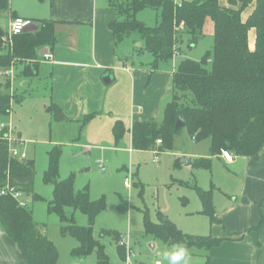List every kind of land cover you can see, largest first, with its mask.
<instances>
[{
  "label": "trees",
  "instance_id": "obj_1",
  "mask_svg": "<svg viewBox=\"0 0 264 264\" xmlns=\"http://www.w3.org/2000/svg\"><path fill=\"white\" fill-rule=\"evenodd\" d=\"M108 8L117 17L110 22L115 46L125 39L138 35L142 42L140 54L150 53L154 60L150 66L158 71L161 64L169 63L180 50L184 35L197 43L203 37L208 20L214 25V49L202 61L184 60L174 73L173 100L165 109L164 119L137 122L130 130L132 147L135 151L171 150L175 136L182 130L176 129L182 117L189 135L196 143L210 141L211 154L218 156L222 150L233 156L254 157L264 149V0H229L222 6L220 0H106ZM252 13L243 19V14L252 5ZM10 0H0V16L9 10ZM158 12L155 27H148L137 19L145 9ZM17 16L13 14V19ZM55 24L39 22V29L9 38L0 25V69L9 71L14 65L25 64L39 58V52L53 50L57 38ZM256 36L255 49L249 44L250 32ZM13 99L0 96V115L9 116ZM58 122L66 117L58 107L48 109ZM95 115L86 118L88 123ZM115 143L119 145L129 131L122 121L113 127ZM9 129L0 132V190L10 186L32 195L34 161H20L9 153ZM162 141L160 146L157 142ZM62 149L55 147L49 153V167L44 181L53 185V200L49 212L57 214L66 224L64 235L75 237L80 246L74 251L76 257H86L96 252L98 264H110L105 247L94 237L97 217L107 209L106 199L92 201L89 189L75 191L76 175L58 181ZM179 166V163L176 164ZM199 167L210 170L211 159H200ZM203 203V214L211 224L218 222L213 203V190L204 191L197 183L193 185ZM35 199L41 198L35 196ZM67 209L81 211L88 216L89 225L80 227L74 218L67 216ZM147 216V215H146ZM159 222L154 224L146 217V230L172 246L183 244L188 252L192 249L211 250L218 248L223 239L190 236L179 230L161 212ZM0 225L16 244L26 264H57L59 256L54 245L43 236L34 223L29 206L22 207L11 195L0 196ZM264 218L255 228L259 231ZM118 240L117 233L102 231ZM125 248L119 246L120 257L126 260Z\"/></svg>",
  "mask_w": 264,
  "mask_h": 264
},
{
  "label": "rangeland",
  "instance_id": "obj_2",
  "mask_svg": "<svg viewBox=\"0 0 264 264\" xmlns=\"http://www.w3.org/2000/svg\"><path fill=\"white\" fill-rule=\"evenodd\" d=\"M4 15L0 16V25L9 34L13 20ZM137 19L148 27H155L159 20L158 12L148 8L141 11ZM26 21L30 23V20ZM203 33L197 43H190L191 37L184 35L179 52L172 61L161 64V69L170 73L176 71L184 60L202 61L214 49V25L210 20ZM141 46L138 35H133L118 45L117 53L120 56L129 53L137 66L144 63L146 67H151L154 58L147 52L140 54ZM19 65L20 63L7 76L0 69V96L9 95L14 98L11 114L0 115V130L7 127L10 129L11 139H21V151L26 154L27 160L35 163L34 193L27 195L25 201L39 232L56 248L59 256L57 264H98L96 252L86 257L74 255V251L80 246L79 241L72 235H64L63 228L66 224L61 222L57 214L49 212L54 186L45 183L44 175L49 167V153L58 146L62 149L58 181L75 174L77 193L88 188L92 201L103 197L106 199L107 209L97 217L94 237L104 245L110 264H167L164 254L171 251L173 246L148 233L145 224L146 217L152 223H158L159 212L190 236L219 238L222 232L229 235L221 223L211 224L210 219L203 214L204 207L199 192L193 188L197 183L204 191L213 190V203L218 213H230L228 209L234 205L233 199L242 197L238 184L240 172L216 161L211 170L199 167L201 157L212 156L210 141L196 143L188 130L182 129L175 136L171 150L158 151V164L153 162L156 152L130 151L126 137L121 149L113 148V143L106 150L96 148L86 153L81 148L68 144L67 141L73 138L71 131L63 130L60 122L47 112L44 105L46 101L40 95L43 92L35 84L22 85L26 80L20 73ZM10 80L13 90L9 85ZM185 159L193 164L186 165ZM236 191L239 193L236 194ZM35 196L41 199L37 200ZM239 203L242 207L248 205L247 201L240 200ZM67 216L74 218L80 227L89 225L88 216L81 211L67 209ZM228 219L231 222L230 217ZM263 230L264 226L260 231L262 238ZM102 231L117 233L119 238L117 240L112 235H104ZM122 241L126 243L125 246L121 245ZM119 246L124 247L125 251L127 248L131 249L129 260L127 252L126 260L120 257ZM189 253V264L210 262L204 250L192 249Z\"/></svg>",
  "mask_w": 264,
  "mask_h": 264
},
{
  "label": "crops",
  "instance_id": "obj_3",
  "mask_svg": "<svg viewBox=\"0 0 264 264\" xmlns=\"http://www.w3.org/2000/svg\"><path fill=\"white\" fill-rule=\"evenodd\" d=\"M220 3L229 6V0H220ZM254 8L252 4L245 11L244 20ZM13 14L16 18L30 20L29 24L39 25L44 21L55 24L57 42L53 50L48 48L53 60L45 61V54L39 53V58L20 64L19 68L26 80L22 85L35 84L43 92L40 95L46 101L47 112L56 106L65 115V121L59 125L71 131L73 138L68 144L86 153L96 148L106 150L113 143V148L121 149L125 138L117 145L112 130L117 121H122L129 130L125 135L126 144L135 152L130 132L133 125L150 119L163 121L165 109L173 100L175 71L167 73L160 66L153 72L144 63L137 66L129 53L121 56L117 53L119 47L115 46L109 28L117 15L108 8L106 0H10L4 17L14 20ZM255 43V32L251 31L252 51ZM17 67L14 65L3 74H12ZM107 76L111 78L109 83L105 82ZM9 85L13 90L12 80ZM91 115L95 116L84 124ZM157 146L160 145L157 143ZM153 152L158 153V149ZM200 159H211V168L216 161L241 173L238 184L242 197L233 199L234 205L228 209L230 213L216 212L217 223H221L230 236L222 232L219 238L224 242L220 247L201 249L208 255L209 264H264V237L260 234L264 225L255 231L264 218V149L250 158L234 156L233 164L226 163L221 155ZM240 200L247 201L248 205L240 206ZM0 264H26L1 225Z\"/></svg>",
  "mask_w": 264,
  "mask_h": 264
},
{
  "label": "built area",
  "instance_id": "obj_4",
  "mask_svg": "<svg viewBox=\"0 0 264 264\" xmlns=\"http://www.w3.org/2000/svg\"><path fill=\"white\" fill-rule=\"evenodd\" d=\"M28 26V23L22 19V18H15L11 25H10V31H9V38H13L14 36H19L25 33L26 27ZM43 58L45 61H52L53 60V55L51 53H47L43 55ZM6 127H3L0 132ZM9 129V128H8ZM9 141V153L12 158H16L20 161L27 160V156L25 153L21 151V148L23 146V143L20 139H11V134H10V129H9V135L8 137ZM159 145L162 144V141L157 142ZM221 157L222 159L228 163V164H233L234 163V156L233 154L228 151V150H222L221 152ZM159 154L157 153L156 158L154 159V163L157 164L159 161L158 158ZM102 170L105 171V168L102 167ZM128 185V183H126ZM11 195L13 198H15L20 206L22 207H27V202L25 201L26 195L23 192L17 191L10 186H7V188L0 190V196H7ZM122 246H125L126 243L124 241L121 242ZM132 254L131 249L127 248V260H129L130 255Z\"/></svg>",
  "mask_w": 264,
  "mask_h": 264
},
{
  "label": "clouds",
  "instance_id": "obj_5",
  "mask_svg": "<svg viewBox=\"0 0 264 264\" xmlns=\"http://www.w3.org/2000/svg\"><path fill=\"white\" fill-rule=\"evenodd\" d=\"M189 257L190 253L183 244L173 246L171 251L164 254L167 264H189Z\"/></svg>",
  "mask_w": 264,
  "mask_h": 264
},
{
  "label": "water",
  "instance_id": "obj_6",
  "mask_svg": "<svg viewBox=\"0 0 264 264\" xmlns=\"http://www.w3.org/2000/svg\"><path fill=\"white\" fill-rule=\"evenodd\" d=\"M39 29V25L38 24H29L27 27H26V30H25V33H32V32H35ZM50 50L48 48L44 49L42 52H40L41 55L43 54H47L49 53ZM111 81V78L110 76H107L105 78V82L106 83H109ZM186 127V123L184 121V119L182 117H179L178 120H177V124H176V129L180 130V129H183ZM185 162H186V165H190L191 162L187 159H185Z\"/></svg>",
  "mask_w": 264,
  "mask_h": 264
}]
</instances>
